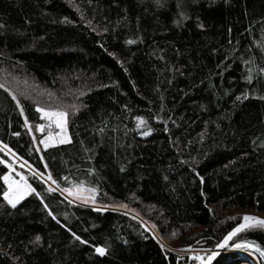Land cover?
Returning <instances> with one entry per match:
<instances>
[{"label": "trees", "instance_id": "16d2710c", "mask_svg": "<svg viewBox=\"0 0 264 264\" xmlns=\"http://www.w3.org/2000/svg\"><path fill=\"white\" fill-rule=\"evenodd\" d=\"M161 2L0 0V67L46 94L26 97L11 78L1 82L0 141L23 161L7 150L0 159L56 217L34 193L15 209L0 195V264H188L187 254L161 247L137 217L48 192L37 170L51 173L61 190L81 181L96 188L99 205L126 204L178 249L212 250L241 211L264 215V0ZM181 11L188 19L174 23ZM249 67L251 85L242 78ZM245 89L257 96L236 101ZM37 104L68 110L69 142H39L47 130L35 132L45 123ZM73 104L84 107L73 114ZM136 116L147 127L137 128ZM8 171L0 164V177ZM36 235L40 243H29ZM245 241L264 248V229L242 230L229 245ZM96 245L107 246L106 255ZM237 249L257 252L228 246L212 264H249Z\"/></svg>", "mask_w": 264, "mask_h": 264}, {"label": "snow or ice", "instance_id": "6c2138e0", "mask_svg": "<svg viewBox=\"0 0 264 264\" xmlns=\"http://www.w3.org/2000/svg\"><path fill=\"white\" fill-rule=\"evenodd\" d=\"M193 3H196L197 0H192ZM227 2V0H225ZM155 4L158 7H163L164 5L162 4L161 0H155ZM180 5H178L179 7ZM180 19L174 21V23L180 24L183 22V20L188 19V15L186 12L181 11L179 13ZM198 23L197 26L199 28H204L205 25L202 22H199V18H197ZM64 21L67 22V17L64 18ZM91 23V21H89ZM106 30V29H105ZM127 43H135L134 40H129ZM227 59V57H225ZM119 62V61H118ZM245 64H248V61L244 62ZM253 69L248 68V74L246 76H243L242 78L248 83L252 84L254 81V76H253ZM259 73L264 74V67L259 69ZM5 85L0 83V88H4ZM9 92V95H11L12 99L16 102L17 108L20 110L21 116H24V108L21 106L20 100L17 98L16 94L12 92L11 89H7ZM80 95H83L81 92ZM249 96L256 97L257 92L255 89H253L251 92H249L248 89H245L244 92H242L240 95L236 96V101H242L246 100L249 98ZM258 98L264 100V95H260ZM78 107H84V105H70L69 108L71 109L72 113L74 114ZM36 111L40 113L41 118L45 121V123L41 124H36L35 125V130L37 132H44L47 130L48 135L45 136L43 139H41L39 142L44 145L45 148H48L50 145H56V144H61L67 141L68 139V131H67V125H68V117H69V112L68 110L60 107H42L39 104L36 105ZM159 119V117H157ZM136 127L141 128V127H147V121L144 119L142 116H136ZM24 126L28 128V131L31 132L32 128L29 125V120L27 116H24ZM58 130V131H56ZM103 131V129H101ZM152 131L151 128H147V131H141L140 135L141 136H147L150 132ZM165 131H167V128H165ZM13 135H20V133H13ZM33 142L35 143V137H33ZM7 150L8 152H12V150L9 148L7 144H3L2 141H0V151ZM39 151V149H37ZM13 156H15V153H12ZM17 159L23 161V157H17ZM0 164H7V167L9 169L8 172H5L0 179L4 181V184L7 186L6 189L0 193V195L3 196V200L7 203V205L11 206V208L15 209L17 208V205L20 204L22 200L26 196H28L30 193H34L37 197H40L41 203L43 204L45 209H48V215L52 216L53 219H56L55 215H53V212L49 208V205L44 202L43 197L39 192L36 191L35 188L32 187L31 184L28 183L26 178L23 175H20L19 180H14L10 176V172H12L13 165L11 163H8L7 160L5 159H0ZM47 167V165H45ZM123 171V167L121 168ZM91 171V170H90ZM36 174L43 178V174L39 173V170H37ZM47 180L51 181L53 185L57 186V189L59 188V185L57 184V181L53 179L51 173H48L47 175ZM201 180L203 178L201 177ZM48 192L54 191L52 187H49L47 189ZM64 192H67L70 196H74L77 200H82L85 204L88 203H95V197L97 193L96 188H85L83 186V181H81L79 184H74L70 187H66L63 189ZM2 207V205H0ZM117 207H123L126 208V204H121ZM103 208H98L97 211H103ZM134 219L136 218L135 216L133 217ZM155 228V225L152 226ZM255 228H260L264 229V218L251 215V214H244L242 217V222L238 223L235 227L231 229L224 237L223 239L215 246L217 250L224 249L225 247H242L246 246L248 248H255L257 252H259L261 257H264V248H261L259 245L254 244L252 242H241V243H233L229 245V241L236 236V234L242 232V230H248V229H255ZM69 232H71L72 237L79 241L81 244L87 245L89 242L87 240L82 239L81 236L77 235L75 232H72V230L69 228ZM41 241L40 235H36L34 237V240L29 241V243L33 245H38ZM163 247V245H161ZM94 251L95 253L99 254L100 256L106 255L108 248L107 246H99L96 245L94 246ZM218 255L217 251H212L211 255L207 257V261H202V264H208V262L212 261L215 256ZM196 259H201L199 256L196 257Z\"/></svg>", "mask_w": 264, "mask_h": 264}, {"label": "rangeland", "instance_id": "374dc122", "mask_svg": "<svg viewBox=\"0 0 264 264\" xmlns=\"http://www.w3.org/2000/svg\"><path fill=\"white\" fill-rule=\"evenodd\" d=\"M15 75L14 74H12V73H9L8 72V70H5V69H3L2 67H0V83L2 82V81H7L6 79H9V78H11L12 79V81L14 82V84L16 85V87H15V85L13 84V89L20 95V94H24V96H26V97H29V96H33L35 99H42V97H44L46 94L45 93H43V91H42V89L41 88H38V87H35V86H33V85H30L29 83H25V81L24 80H22L21 78H18V77H14ZM15 78V79H14ZM24 85L26 86L25 88H23L24 87ZM40 95H42V97L40 96ZM45 101H47V100H45ZM56 131H58V130H56ZM68 131V130H67ZM35 132L36 133H41V132H37L36 130H35ZM48 135V132L47 133H45L44 135H43V137H42V139L45 137V136H47ZM32 136L34 137V132H32ZM70 135H69V133H68V139H67V141L66 142H64V143H67V142H69L70 141ZM62 144V143H61ZM43 145V144H42ZM57 145V144H56ZM44 146V145H43ZM50 146H52V145H50ZM8 155H9V157L12 159V161H14L15 163H17V164H21L22 162L20 161V160H18L15 156H13L12 155V153H9L8 152ZM18 174H20V175H23L22 173H20V172H17V175H13L11 172H10V176L14 179V180H19L20 179V175H18ZM24 176V175H23ZM25 177V176H24ZM47 184H48V186H49V184H50V186L52 187V188H56L57 189V186L56 185H51L52 183H51V181H48L47 180V177L45 178V177H43L42 178ZM4 182V181H3ZM49 186V187H50ZM56 189H54V190H56ZM59 192H61V194H63L66 198H68V199H70V200H72L73 202H77V203H82V204H85L82 200H77L74 196H70L67 192H64L63 190H61V189H57ZM88 205H90L91 206V208H94V209H98V208H102V207H105V206H102V205H99V204H97V203H88ZM110 208H112V209H119V208H121V210H123V211H125V212H128L129 214H133V215H136L134 212H131V211H128V210H126V208H124V209H122L123 207H117V206H112V207H110ZM241 214H240V221L242 220V217H243V215L244 214H252V215H256V216H258V217H262V218H264V215L262 214V213H259V212H255V211H241L240 212ZM227 214V213H226ZM138 216V215H137ZM139 217V216H138ZM144 221V220H143ZM239 221V222H240ZM145 222V221H144ZM238 222V223H239ZM237 223V224H238ZM144 224V223H143ZM145 226H146V228L151 232V234L160 242V244L161 245H163V247L164 248H167V249H169V250H171V251H174V252H176V253H178V254H182V253H185L186 254V252L187 251H189V250H193V249H199V250H204V249H209V248H206V247H204V246H199V247H192V248H188V249H178V248H174L173 247V243L172 242H170L169 240H167V239H165V238H163V237H161V236H159V235H157V233L155 232V229L152 227V226H150L148 223H146L145 222V224H144ZM253 255H254V257L255 258H257V255H260L259 254V252H255V253H253ZM256 263L258 264V261L256 260ZM255 262H253V264H256Z\"/></svg>", "mask_w": 264, "mask_h": 264}, {"label": "built area", "instance_id": "2783aa9c", "mask_svg": "<svg viewBox=\"0 0 264 264\" xmlns=\"http://www.w3.org/2000/svg\"><path fill=\"white\" fill-rule=\"evenodd\" d=\"M211 249H193L186 252L188 257V264H202V261L204 258L211 252ZM199 256L201 259H196V257Z\"/></svg>", "mask_w": 264, "mask_h": 264}, {"label": "water", "instance_id": "95a60500", "mask_svg": "<svg viewBox=\"0 0 264 264\" xmlns=\"http://www.w3.org/2000/svg\"><path fill=\"white\" fill-rule=\"evenodd\" d=\"M5 185V184H4ZM49 186H50V184H49ZM5 187H7L6 185H5ZM51 187V186H50ZM53 189H56V188H53ZM56 191H58L57 189H56ZM59 192V191H58ZM59 193H61V192H59ZM63 195V194H62ZM72 201V200H71ZM77 203V202H76ZM77 204H79V205H82V206H85V207H90L91 208V206L90 205H88V204H82V203H77ZM104 210H111L112 208H109V207H102ZM94 209V208H93ZM103 210V211H104ZM95 211H97V209H95ZM102 212V211H101ZM131 215H133V214H131ZM252 215V214H251ZM133 216H135V217H137L140 221H142L144 224H145V222L140 218V217H138L137 215H133ZM256 216V215H255ZM262 218V217H261ZM240 222H242V220L240 221ZM239 222V223H240ZM237 225V224H236ZM235 225V226H236ZM234 226V227H235ZM231 231V230H230ZM217 251L218 252V254L220 253V252H222L224 249H221V250H217L216 249V247L212 250V251ZM212 251L208 254V256L209 255H211V253H212ZM207 256V257H208ZM207 257H206V259H205V261H207ZM216 258V256L213 258V260L212 261H210V262H208V264H212V262L214 261V259Z\"/></svg>", "mask_w": 264, "mask_h": 264}, {"label": "bare ground", "instance_id": "6f19581e", "mask_svg": "<svg viewBox=\"0 0 264 264\" xmlns=\"http://www.w3.org/2000/svg\"><path fill=\"white\" fill-rule=\"evenodd\" d=\"M51 185H53V184H51Z\"/></svg>", "mask_w": 264, "mask_h": 264}]
</instances>
